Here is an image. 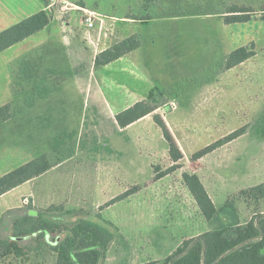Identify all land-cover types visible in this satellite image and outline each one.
<instances>
[{
    "label": "rangeland",
    "instance_id": "obj_1",
    "mask_svg": "<svg viewBox=\"0 0 264 264\" xmlns=\"http://www.w3.org/2000/svg\"><path fill=\"white\" fill-rule=\"evenodd\" d=\"M19 1L24 4V0ZM45 1H53V13L50 12L60 14L61 19L69 24L65 30L69 44L62 52V49L47 43L18 61L17 71L31 74V78L21 85V93L26 97L33 86L46 81L50 83L68 70L77 72V89L69 79L59 90L52 85L50 94L39 97L37 105L2 123L0 151L6 157H14L10 166L18 168L46 152H52L58 134L76 132L77 141L84 143V147L78 145L75 156L38 176L34 181L33 202L25 199L23 212L56 206L63 211H73L63 217L70 221L90 218L118 231L110 219L119 215L117 218L121 219L122 227L123 224L130 226L135 222L134 216L139 219V212L130 213L126 204L118 203L114 208L107 205L108 196L112 193L107 189L113 184L112 178L106 176V169L112 157L117 155L111 150V141L122 137H164L154 115H159L174 139L181 141L186 155L175 163L171 155L167 157L165 149L163 154L155 156L148 150L144 153L129 151L131 159H146V183L152 180L150 170L156 171L159 167V173H163L177 165L178 169L171 171V180L165 183L168 190L175 189L185 196L187 192L182 191V174L198 172L218 207L229 198H237L241 221L250 220L259 211L264 212V200L258 203L253 199L245 200L240 195L242 190L264 182V0H163V7L169 13L199 9L221 12L230 6L252 10L250 21L233 24H227L222 14L159 15L146 23L142 21L147 12L142 10L141 0ZM88 12H94L99 26H85ZM132 34H143L148 41L131 52L129 59H124L128 65L117 63L108 71H101L102 66L100 70L96 69L94 61L102 49ZM242 45L253 48L256 55L218 74L213 81L202 84L199 77L210 73L216 60ZM122 67L127 68L131 75L137 77L138 74V79H143L145 84H137L136 79L128 74L117 73V68ZM91 70L93 77L86 79ZM125 78L129 89L137 88L142 93L148 88L158 89L156 102L162 100L160 91L170 90L174 94L165 95L168 101L165 105L120 133L113 122L116 110L107 108L105 111L95 103L106 105L107 98L111 96L108 87L111 84L117 87ZM89 87H95L93 98L83 95L84 89ZM21 93L19 99H23ZM148 96L135 94L131 102L145 100ZM244 126L247 127L245 134L200 159H193L196 152ZM66 139L70 140L67 136ZM129 146L135 147L134 144ZM155 157L164 160V166L157 164ZM115 177L124 183L130 180L128 186L131 189L135 185L133 180L136 177L132 173H118ZM130 208L137 210L135 206ZM168 211L172 209L168 208ZM190 211L195 224L198 223L201 219L198 210ZM13 213L2 225L3 236L12 235ZM167 215L165 212L163 217ZM224 220L230 221L231 216H224ZM150 233L149 236L155 235V230ZM65 234L57 235V240L60 241ZM31 239L32 236H25L22 243ZM49 240V245L43 246L33 257L18 259L14 253H9L1 259L4 264H56L57 254L50 247L56 240ZM116 240L117 247H124L127 252L119 250L114 263L128 264L132 247L121 235H117ZM145 243L141 241L142 248ZM123 251L126 255L121 253Z\"/></svg>",
    "mask_w": 264,
    "mask_h": 264
},
{
    "label": "trees",
    "instance_id": "obj_2",
    "mask_svg": "<svg viewBox=\"0 0 264 264\" xmlns=\"http://www.w3.org/2000/svg\"><path fill=\"white\" fill-rule=\"evenodd\" d=\"M141 1L143 4L142 10L147 12L142 21L146 23L159 15L171 17L222 14L227 24L244 23L251 20V9H239V7L234 6H230L221 12H209L199 9L192 12L190 10H178L169 13L163 7V0ZM51 19L52 16L49 11L41 10L0 32V52L43 30L49 25ZM147 41L143 34H132L117 41L96 56L95 67L99 68L112 63L143 47ZM255 55L256 52L253 48L242 45L230 53L222 55L210 68V73L202 78L199 77V79L202 84L213 81L218 74L245 62ZM73 73V70H68L65 75L71 76ZM43 86L47 87L46 83ZM157 90H152L145 100L138 101L118 113L116 120L119 126L125 128L151 114L168 102L165 95L174 94L170 90L160 91L159 94L162 96V100L156 102L154 99H156ZM28 96L23 100V104H20L19 101L17 105L9 103L0 108V125L35 104V98L31 96L28 98ZM154 118L169 142L172 159L179 161L183 154L173 134L159 115H154ZM246 130L247 127L244 126L231 132L215 143L196 152L193 159L201 158L213 152L245 134ZM66 136L70 140H67ZM78 145L84 147V143L77 141L76 132L66 135L58 134L52 152H46L0 177V195L72 158L76 154ZM176 168L177 165H174L163 173H159L157 167V178ZM183 178L209 222L211 229L199 236L184 240L177 250L165 259L152 260L143 264H264V212L259 211L250 220L243 222L236 205L237 198H229L222 206L217 207L196 174L184 173ZM136 190H138V187L129 189L123 195L108 202L107 205L132 194ZM240 195L245 200L253 199L260 203L264 200V182L242 190ZM12 211L14 212L12 216V236H3L2 225L7 221L8 215ZM23 211V209L7 211L0 219V259L9 253H14L20 257L38 251L43 246L49 245L50 242L47 241L49 237L54 241L56 240L55 244L50 245L51 249L57 254L56 264H104L109 246L117 235L120 236L117 229L113 231L90 218L80 217L71 221L64 219L63 217L66 214L73 211H63L56 206L44 210L32 208L26 212ZM228 215L231 216V220L225 221L224 216ZM111 224L115 226L113 223ZM65 232L64 237L58 241L57 235ZM25 236H32V239L30 242L22 244L18 238Z\"/></svg>",
    "mask_w": 264,
    "mask_h": 264
},
{
    "label": "crops",
    "instance_id": "obj_3",
    "mask_svg": "<svg viewBox=\"0 0 264 264\" xmlns=\"http://www.w3.org/2000/svg\"><path fill=\"white\" fill-rule=\"evenodd\" d=\"M52 2L53 1L48 2L45 0H24L23 4L22 1L19 0H0V32L12 27L13 25L19 23L20 21L32 16L33 14L41 10L52 12L51 5L54 4V2ZM51 12L50 15L52 16V19L47 27L25 38L23 41L18 42L0 52V108L9 103L14 105L19 104V101L21 102L20 104L24 103L23 100L25 99V97L21 93V85L24 83L25 80L31 78V74L29 72L17 71L18 61L20 59L27 55L29 56L33 53L34 50L40 48L41 46L47 43L57 46L58 49H62V52H64L67 47V44H69L67 41L68 34H66L67 31H65L66 28L69 27V24H67L61 19L60 14H52L53 12ZM129 54L117 59L112 63L102 66L101 71L104 69L108 71L109 67L113 66L114 64L116 65L117 63L120 65L121 63L122 65H128V63L125 62L124 59H129ZM99 68L96 67V69ZM117 70V73L128 74V76L132 79L135 78L137 84L144 83L143 79H138V74L137 77L131 75L129 73V70L125 67H122L121 69L117 68ZM73 72V75L69 76V78H67V75L64 74L62 76L56 77V79H54V81L50 83L44 82L42 85L33 86L31 90L29 89L27 91L28 93H26V96L29 95L28 98L30 96L35 98V104L32 107L37 105L39 97H47L50 94V92L52 91V85L54 86V88L56 87V89L59 90L60 87L66 84L69 79L70 81H72L71 85H73V87L77 89V72H75L74 70ZM93 75V71L91 70L89 74L86 75V79L89 78L90 80ZM89 80L87 81L90 84ZM126 80L127 78L124 79V82L119 81L117 87L113 86L112 84L108 87L110 88L109 94L111 96L110 98H107L106 105H104L103 103H95V105L100 106V108L104 107L103 110L106 109L105 111H107V108L110 111L116 110L117 115L121 111L129 108L130 106L134 105L136 102L139 101L135 99L133 102H131L132 96H135V94H137V96L140 94L148 95L152 90L151 88H148L147 92L142 93L139 92L137 88L129 89L128 87H126ZM45 83L47 87L43 86ZM123 87H125V89ZM94 90L95 87L85 88L83 95H87L88 98H93ZM19 93H21L20 96H23V99H19ZM107 93L108 92L106 90L105 94ZM168 107H166V109H168ZM29 109L30 108H26V110L28 111ZM116 115L113 116V122L116 126L115 128L117 132L120 133L125 130H128L130 126L137 123L138 121H142L148 117L147 115L139 119L138 121L128 125L127 127L122 128L117 123ZM175 141L183 154L182 158H184L186 152L181 147V141L176 138ZM111 144V150L113 151V153H117V155L115 154L116 156L112 157L111 163L106 169V176L112 178L111 182L113 184V187H109V189H107V191L109 190V192H112L108 196V202L118 196L123 195L126 191L131 189V186H128L130 180L124 183L122 182L121 178L117 179L115 177V174L117 175L118 173H121L122 175V173H125L126 175H131L132 173V175L136 177L133 180L135 184L134 186L138 187V190H136L132 194L108 205L111 208H114L115 205L118 203L126 204V208L130 210V213L139 212L140 214L138 220L137 216H134V220L137 224L133 222L130 223V226L128 227L121 222L123 224L122 227V225L120 224L121 219L117 218L119 215H116L115 217H112V219H110L113 224H115V226L118 228L119 234L123 237V240L128 245H130V247H132V251L130 254L131 261L128 262V264H143L152 260H163L167 256L171 255L173 252H175L184 240L199 236L211 229L209 222L203 215L195 197L189 190L188 186L185 184L183 178L184 173L196 174L204 184L206 190L208 191L210 197L216 205L213 196L209 192L206 184L204 183L202 177L198 172H184L182 174L183 183L181 185L184 188L182 189V191L183 193L187 192V194L183 196L178 194L175 189L168 190L167 187H165V183L171 180V174L174 170L158 178H156L157 171L150 170L149 174L150 179L152 180L149 183H146V172L144 170V166L147 162L146 159H131L129 157V151L131 150H137L143 153L144 151L148 150L152 151L154 153L153 155L155 156L160 153L163 154V149H165V154L168 157V155H171L170 146L169 142L165 137H140L138 139H135L134 137H122L117 138L115 141L112 140ZM129 144H134L135 147L132 148L131 146H129ZM155 158L156 160H158L157 157ZM13 160L14 157L12 159L6 157L0 151V177L16 168L15 166H10V161ZM174 162L176 163L178 161ZM156 163L162 164V166H164V160H162L161 158ZM152 165L153 164H151V167ZM164 168L166 169V167ZM37 178L38 177L28 180L23 184L11 189L10 191L0 195V219L7 211H11L14 209H22L25 204V199L30 200L31 203L33 202V199L31 197L35 194L34 181ZM131 206H135L137 210L131 209ZM168 208L172 209V211H168ZM196 209L201 215V219L199 218L198 223L195 224L194 215L190 210L194 211ZM165 212L168 215L166 217H163ZM116 219H118V221ZM152 222L155 224L152 225ZM152 230H155V235L152 234L153 236H149ZM18 239L22 243L23 237H19ZM47 241L49 242V237L47 238ZM141 241L147 243H145L146 245L144 248L141 247ZM26 243L27 242L22 244ZM117 244L118 242L115 239L109 246V249L107 251V258L104 264H115V257H117L116 255L119 250H125L127 252L124 247H117ZM40 251L41 249H39L38 251H33L30 254H26L24 256L16 257L18 259H26L28 257H33L34 255H37ZM125 251L121 253L126 255ZM140 252H142V254ZM0 264H4L2 259H0Z\"/></svg>",
    "mask_w": 264,
    "mask_h": 264
},
{
    "label": "built area",
    "instance_id": "obj_4",
    "mask_svg": "<svg viewBox=\"0 0 264 264\" xmlns=\"http://www.w3.org/2000/svg\"><path fill=\"white\" fill-rule=\"evenodd\" d=\"M85 26L87 28H93L99 26L98 22L95 19L94 12L86 13Z\"/></svg>",
    "mask_w": 264,
    "mask_h": 264
}]
</instances>
